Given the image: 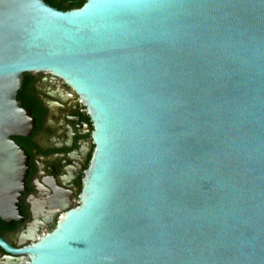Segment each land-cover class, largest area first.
<instances>
[{"label":"water","instance_id":"obj_1","mask_svg":"<svg viewBox=\"0 0 264 264\" xmlns=\"http://www.w3.org/2000/svg\"><path fill=\"white\" fill-rule=\"evenodd\" d=\"M50 71L84 100L94 154L81 203L30 264H264V0H0V217L25 218L38 124L23 73ZM69 209V210H68Z\"/></svg>","mask_w":264,"mask_h":264},{"label":"flooded vegetation","instance_id":"obj_2","mask_svg":"<svg viewBox=\"0 0 264 264\" xmlns=\"http://www.w3.org/2000/svg\"><path fill=\"white\" fill-rule=\"evenodd\" d=\"M67 11L86 0H45ZM19 96L32 106L38 124L33 133H17L14 139L29 150L30 172L20 199L25 218L5 221L0 234L13 246H31L51 232L65 214L64 206L51 208L48 194L57 192L45 177L58 175L60 187H72L69 209L81 203L83 179L94 154V122L81 96L50 71L23 73ZM68 209V210H69ZM0 264H30V253H14L0 246Z\"/></svg>","mask_w":264,"mask_h":264}]
</instances>
